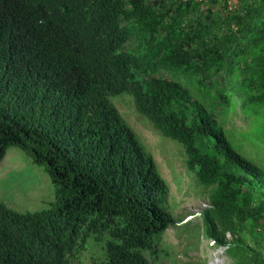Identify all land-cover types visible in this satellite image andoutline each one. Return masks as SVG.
Segmentation results:
<instances>
[{
    "label": "trees",
    "instance_id": "1",
    "mask_svg": "<svg viewBox=\"0 0 264 264\" xmlns=\"http://www.w3.org/2000/svg\"><path fill=\"white\" fill-rule=\"evenodd\" d=\"M125 92L213 187L205 236L233 264H264V170L215 112L232 92L264 112V0H0V162L19 147L56 192L34 212L0 199V264H70L92 237L95 264L167 253L162 234L185 218L163 206L169 185L111 101Z\"/></svg>",
    "mask_w": 264,
    "mask_h": 264
},
{
    "label": "rangeland",
    "instance_id": "2",
    "mask_svg": "<svg viewBox=\"0 0 264 264\" xmlns=\"http://www.w3.org/2000/svg\"><path fill=\"white\" fill-rule=\"evenodd\" d=\"M220 86L229 93L228 81L224 80ZM191 91L211 108L201 90ZM230 94L236 104H227L222 109V101L217 100L218 119L239 152L264 170V121L260 119L264 112L251 113L235 92ZM111 101L153 154L169 185L163 206L178 219L185 218L183 223L173 225L162 234L159 247L167 253L161 254L159 264H233L227 246H218L204 234L200 212L208 205L213 187L206 188L199 183L196 174L187 168L184 146L165 136L149 118L139 113L130 93L112 95ZM55 198V187L46 169L34 163L19 147L11 146L0 162L1 201L16 211L34 212L50 207ZM93 240L92 237L87 248L69 254L70 264H95L101 254V243L98 246Z\"/></svg>",
    "mask_w": 264,
    "mask_h": 264
}]
</instances>
